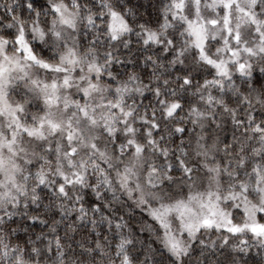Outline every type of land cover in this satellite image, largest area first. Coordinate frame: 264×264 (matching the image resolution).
Masks as SVG:
<instances>
[{
	"label": "snow or ice",
	"instance_id": "1",
	"mask_svg": "<svg viewBox=\"0 0 264 264\" xmlns=\"http://www.w3.org/2000/svg\"><path fill=\"white\" fill-rule=\"evenodd\" d=\"M0 264H264V0H0Z\"/></svg>",
	"mask_w": 264,
	"mask_h": 264
},
{
	"label": "trees",
	"instance_id": "2",
	"mask_svg": "<svg viewBox=\"0 0 264 264\" xmlns=\"http://www.w3.org/2000/svg\"><path fill=\"white\" fill-rule=\"evenodd\" d=\"M146 103H147V101H146ZM36 231H37V232L39 231V226L37 227Z\"/></svg>",
	"mask_w": 264,
	"mask_h": 264
}]
</instances>
